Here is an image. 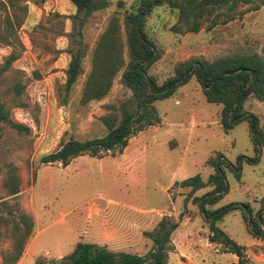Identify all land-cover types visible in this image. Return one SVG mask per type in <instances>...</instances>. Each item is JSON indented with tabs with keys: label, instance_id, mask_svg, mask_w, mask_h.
<instances>
[{
	"label": "rangeland",
	"instance_id": "obj_1",
	"mask_svg": "<svg viewBox=\"0 0 264 264\" xmlns=\"http://www.w3.org/2000/svg\"><path fill=\"white\" fill-rule=\"evenodd\" d=\"M35 1L39 0H26L25 15L19 11L23 23L15 32L18 42L14 34L12 47L0 42V68L10 53L19 55L8 71L0 72V101L10 109L13 123L29 129L17 132L5 124L0 128V264H7L5 257L12 251V228L24 227L22 215L30 218L32 227L16 264H62L77 243L146 257L152 248L148 234L165 219L179 222L167 264H237L234 255L208 242V223L194 201L212 186L190 195V189L180 185L196 175L206 183L214 173L208 160L218 153L228 162L223 167L227 193L207 210L239 204L217 226L246 248L248 264H264V237L253 235L256 229L264 234V147L255 145L247 120L224 132L220 107L205 101L194 77L173 96L153 104L157 121L134 133L122 154L116 150L114 156L108 152L101 159L84 155L65 167L40 163L69 138L104 136L101 117L131 97L117 76L106 97L81 104L99 37L116 18L124 43L123 23L138 0H109L81 35L70 20L76 13L70 0H44L40 5ZM4 17L0 7V33ZM228 17L234 20L223 24ZM175 25L184 29L176 12L165 5L154 8L144 23L161 56L149 69L159 84L172 76L176 63L193 56L214 61L257 53L264 59V6L259 2L223 11L215 26L208 29L206 23L197 33H174L170 29ZM78 49L84 55L82 75L65 104V72ZM124 56L127 62L126 52ZM17 82L25 86L20 96L13 92ZM244 110L258 117L264 131V102L249 97ZM13 180L18 181L19 193L10 197Z\"/></svg>",
	"mask_w": 264,
	"mask_h": 264
},
{
	"label": "trees",
	"instance_id": "obj_2",
	"mask_svg": "<svg viewBox=\"0 0 264 264\" xmlns=\"http://www.w3.org/2000/svg\"><path fill=\"white\" fill-rule=\"evenodd\" d=\"M70 2L76 10L70 20L73 29L77 27L75 29L78 35H81L82 28L93 14L109 6V0H70ZM253 2H259L264 6V0H138L137 6L128 11L123 23L124 43L121 39L122 28L118 19L111 18L92 52L91 69L83 85L81 104L85 106L106 97L117 76H120V84L131 92V97L121 103L117 109L112 107L107 115L101 117V123L106 130L104 136L84 141L69 138L61 143L56 151L43 156L40 163L43 165L58 163L65 167L72 159L84 155L101 159L108 152L114 156L116 150L122 154L134 133L142 132L146 126L157 121L153 104L173 96L178 88L193 77L199 84L205 101L220 107L219 124L223 131L227 133L238 122L247 120L255 145L263 148L264 131L259 128L258 117L244 110L245 102L249 97L264 102V59L259 54L231 55L214 61H208L203 56H193L176 63L172 76L159 84L149 74V69L161 56L144 31L146 18L154 8L163 5L176 12L177 21L184 26L182 29V26L175 25L170 30L185 34L199 32L206 23L209 24L207 26L209 29L216 25V18L223 11L233 12L238 7L251 5ZM25 3L26 0H0V7L5 12L0 42L6 46L12 47L14 44L15 32L23 23L19 11L23 15L27 13ZM42 3L44 0L34 2L35 5ZM233 20V17H228L222 23L226 24ZM12 34L14 39L10 38ZM19 46L22 45L19 43ZM125 52L128 56L127 62ZM18 58L16 52L10 53L4 59L0 72L8 71ZM83 58L81 49L70 56L65 72L66 81L62 89V100L65 104L77 79L82 75ZM24 90L25 86L20 82L13 86L16 96H20ZM3 124L17 132H29L28 128L11 121L10 109L0 101V128ZM208 162L213 167L214 173L209 176L206 183L200 175H196L181 182L180 185L189 188L190 195L206 188L207 185L212 186L210 192L194 199L208 223L210 233L208 242L220 245L225 254L234 255L237 264H248L251 259L246 254V248L232 240L217 226V222L229 212L238 209L240 205L234 203L217 210H207L208 206H215L227 193L223 167L228 165V162L220 153ZM239 170H235L237 178L240 177ZM17 182L13 180L9 183L10 197L19 193ZM262 203L264 206V200ZM257 214V218H260L261 215ZM22 217L24 227L15 224L11 230L13 245L11 253L5 257L7 264H16L19 261L26 239L30 236L32 222L26 215ZM179 220H182V215ZM178 227L179 222L162 220L157 231L148 234L152 248L146 257L115 253L90 243H77L73 252L62 259V264H167L168 253L172 250L171 236ZM253 235L264 237L258 229L253 230Z\"/></svg>",
	"mask_w": 264,
	"mask_h": 264
},
{
	"label": "crops",
	"instance_id": "obj_3",
	"mask_svg": "<svg viewBox=\"0 0 264 264\" xmlns=\"http://www.w3.org/2000/svg\"><path fill=\"white\" fill-rule=\"evenodd\" d=\"M23 258H24V257H23ZM23 258H22V259H23Z\"/></svg>",
	"mask_w": 264,
	"mask_h": 264
}]
</instances>
